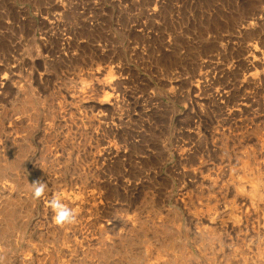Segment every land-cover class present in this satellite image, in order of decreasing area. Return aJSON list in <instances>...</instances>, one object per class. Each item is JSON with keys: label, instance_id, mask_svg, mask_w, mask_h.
<instances>
[{"label": "rangeland", "instance_id": "1", "mask_svg": "<svg viewBox=\"0 0 264 264\" xmlns=\"http://www.w3.org/2000/svg\"><path fill=\"white\" fill-rule=\"evenodd\" d=\"M0 264H264V0H0Z\"/></svg>", "mask_w": 264, "mask_h": 264}, {"label": "clouds", "instance_id": "2", "mask_svg": "<svg viewBox=\"0 0 264 264\" xmlns=\"http://www.w3.org/2000/svg\"><path fill=\"white\" fill-rule=\"evenodd\" d=\"M34 184L38 185L35 188L34 196L36 198H40L45 193V184L43 182H33ZM51 207L54 211V221L58 224H62L66 221H69L72 212L68 208H66L59 200L53 199L51 202Z\"/></svg>", "mask_w": 264, "mask_h": 264}]
</instances>
